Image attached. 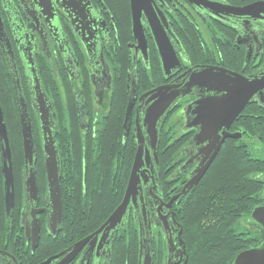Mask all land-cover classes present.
<instances>
[{
	"label": "flooded vegetation",
	"instance_id": "obj_1",
	"mask_svg": "<svg viewBox=\"0 0 264 264\" xmlns=\"http://www.w3.org/2000/svg\"><path fill=\"white\" fill-rule=\"evenodd\" d=\"M208 2L244 8L264 0ZM132 3L146 41L144 50L133 34ZM0 21V107L3 116L9 110L17 119L14 127L8 128L11 123L7 115L3 117L12 186L7 192L0 156V264H149V257L150 264H188V230L179 223L175 207L189 193L174 201L170 211L162 203L170 201L199 162L203 146L192 142L197 131L191 127L193 117L182 112L199 97L187 96L171 109L163 127L168 147L181 144L178 158L169 157L166 171L158 161L153 179L144 175L135 205L125 221L110 232L94 236L105 221H83L78 218L76 205L72 206L70 220L65 219L63 204L62 220L53 218L44 146L51 144L57 150L61 178L62 170H68L70 164L65 147L70 146L68 142L74 147L79 138L83 139L89 146L88 159L93 168L98 162H92V155L97 151L103 165L99 173L104 179L110 178L112 192L118 194L123 189L121 202L137 149V129L146 136L142 126L146 106L141 97L191 69L223 68L245 77L264 72V13L253 11L252 16L245 17L225 12L214 15L202 3L197 6L188 0H0ZM152 28L165 34L179 63L167 74ZM130 94L133 106L125 132ZM19 101L29 116L35 147L32 166L27 169ZM250 105L260 107L257 102ZM247 106L228 133L237 136L232 139L234 143L264 162V125L261 139H255L252 133V120L262 118L256 122H264V106L257 110L261 115L254 117ZM109 146L113 147L111 151H107ZM121 146L123 151L118 150ZM116 152V158L123 154L122 160L110 167L114 159L110 161L112 156L107 155ZM30 168L35 172V196L27 191ZM256 179L260 189L253 208L264 205V171ZM7 197L12 200L8 206ZM170 213H175L177 223L171 218L161 219ZM248 216L230 229V241H239L240 251L259 244L264 237L261 230L248 223ZM130 219L133 223H128ZM131 224L135 235L127 234Z\"/></svg>",
	"mask_w": 264,
	"mask_h": 264
},
{
	"label": "water",
	"instance_id": "obj_2",
	"mask_svg": "<svg viewBox=\"0 0 264 264\" xmlns=\"http://www.w3.org/2000/svg\"><path fill=\"white\" fill-rule=\"evenodd\" d=\"M189 3L204 8L217 15L218 12L233 14L234 16H252V12L264 13V3H256L244 8H226L219 4L207 3L209 0H188ZM133 34L141 43L142 49L146 47V41L142 29L138 24V13L132 3ZM0 21V37L3 36ZM152 35L158 49L163 71L167 74L178 68L179 63L173 48L165 34L156 28H152ZM187 96L199 97L196 101L188 104L182 109L184 114L193 117L192 126L196 133L192 142L197 146H203L199 150L200 159L195 168L188 175L187 182L172 196L167 204L162 203L165 210L170 211L174 201L182 200L204 177L209 167L219 153L225 139L237 138L235 134H229L228 129L237 119L242 110L253 102L260 107L264 106V72H259L245 77L223 68L202 67L191 69L170 84L160 86L144 94L141 101L145 100L142 126L145 134L137 129V149L132 164L129 180L122 201L116 209L105 220L104 224L94 233V236L104 232L112 231L128 216L129 209L135 205L137 197L141 192V182L145 180L144 175L149 174L152 178L155 170L158 171V145L160 132L171 109L179 100ZM133 106L132 95H129L128 105L125 113L124 128L127 132ZM19 122L22 137V149L25 169L32 166L35 157V147L32 137V128L26 108L19 101ZM0 156L1 167L5 177V188L12 186V171L10 167V151L8 147L7 132L0 107ZM45 171L47 179L48 194L53 204V218L62 220V196L60 185V167L58 153L51 144L44 146ZM30 178L27 183V191L37 194L35 172L28 169ZM153 179V178H152ZM11 197H7V206L11 203ZM134 220L137 223L134 210ZM143 218L146 213L142 209ZM171 218L177 223L175 213L161 217L166 221ZM137 220H141L140 217ZM144 223H149L146 220ZM165 223V222H163ZM248 223L257 227L264 233V205L253 208L248 216ZM140 231V229H139ZM78 247V246H77ZM148 259V258H147ZM152 259L149 257V264ZM228 264H264V237L262 241L246 250L238 252Z\"/></svg>",
	"mask_w": 264,
	"mask_h": 264
},
{
	"label": "trees",
	"instance_id": "obj_3",
	"mask_svg": "<svg viewBox=\"0 0 264 264\" xmlns=\"http://www.w3.org/2000/svg\"><path fill=\"white\" fill-rule=\"evenodd\" d=\"M5 97L3 95L2 98L5 99ZM247 108L252 110L249 114L253 117L261 115L258 112L260 107L250 105ZM6 113L3 116L4 119L6 115L12 116ZM256 120H262V118L252 120V133L255 139H261L264 122H256ZM168 141L167 130L164 126L158 145L160 167L169 154L168 152L174 151L176 148V144L168 147ZM68 144L70 146L65 147V152L70 164H68V170H62L60 184L65 219L72 218V206L76 205L78 218L89 223H102L119 205L123 189L118 194L112 192L110 178L104 179L99 173L103 165L97 151L95 150L92 155V162H98L94 164L95 168H93L88 159L89 146L83 139L79 138L74 147L73 145L71 147V142ZM113 147H107V151H111ZM95 149H99V147L96 146ZM118 150L123 151L122 146ZM117 155V152L107 155L108 157L112 156L110 161L114 159L110 167H114L115 163L120 162H117L118 160H122L123 154L116 158ZM132 158L133 156H131ZM177 158V155L174 154L173 159ZM71 165H74L73 171ZM262 171H264V162L261 158L254 156L251 151H244L241 145L234 143L232 139H227L223 143L205 176L175 207L179 223H184L188 230L187 240L190 256L188 264H227L241 250L239 241L233 239V244L230 241L232 234L230 229L235 228L236 223H240L241 219L246 218L254 205L257 204L260 187L257 184L256 176ZM166 184L168 183L166 182ZM128 223H133V221L130 219ZM196 223L216 224L213 230L205 233ZM134 229L131 224L130 228H127V234L130 232V235H135ZM232 251L233 253H231ZM125 258L127 261V253Z\"/></svg>",
	"mask_w": 264,
	"mask_h": 264
},
{
	"label": "rangeland",
	"instance_id": "obj_4",
	"mask_svg": "<svg viewBox=\"0 0 264 264\" xmlns=\"http://www.w3.org/2000/svg\"><path fill=\"white\" fill-rule=\"evenodd\" d=\"M9 111V110H8ZM7 111V113H9L10 115H11V113L10 112H8ZM4 112V111H3ZM6 118H8V120L10 121V123H11V125H9L8 126V128H10V126H12V127H14L13 125H14V123L16 122V116H14V119H13V117L11 116H6ZM5 118V119H6ZM14 120V121H13ZM6 121V120H5ZM13 124V125H12ZM19 129V128H18ZM18 144H19V148H21V146H20V140L18 141ZM175 145V144H174ZM180 147H181V144H176V148H174V151H172V150H170L168 153V155L166 156V158L164 159V162L161 164V167H162V170H167V166H168V164H167V162H168V159H169V157H171L172 155H179V149H180ZM174 153V154H173ZM165 179H166V177H165ZM167 180V179H166ZM169 180V179H168ZM168 190H169V187H168ZM169 197V196H168ZM241 221H242V219H241ZM241 223V222H240ZM196 224H199V226H200V229L202 230V232H207L208 230H213L215 227H214V225L216 224H214V223H196ZM210 226H209V225ZM132 227V226H131ZM207 230V231H206ZM129 235V234H128Z\"/></svg>",
	"mask_w": 264,
	"mask_h": 264
}]
</instances>
